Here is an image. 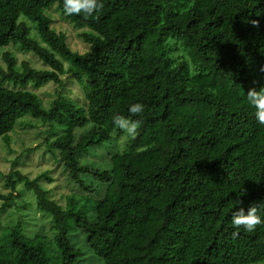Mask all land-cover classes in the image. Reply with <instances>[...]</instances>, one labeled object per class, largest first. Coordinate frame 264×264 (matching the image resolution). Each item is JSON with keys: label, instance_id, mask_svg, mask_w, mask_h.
<instances>
[{"label": "trees", "instance_id": "trees-1", "mask_svg": "<svg viewBox=\"0 0 264 264\" xmlns=\"http://www.w3.org/2000/svg\"><path fill=\"white\" fill-rule=\"evenodd\" d=\"M101 2L85 18L66 16L63 0H0V141L25 151L17 123L40 119L48 127L36 149L46 147L69 190L61 203L42 182L54 180L51 169L31 177L18 168L21 153L0 169L11 188L0 190V214L22 182L53 230L32 236L24 219L0 222V264H84L89 252L102 264L264 261V225L247 233L231 224L253 203L264 215V126L246 99L264 86V0ZM54 13L86 50L73 48ZM71 79L84 103L65 92ZM47 83L59 85L49 104L28 88ZM135 102L145 111L121 152L113 116H129Z\"/></svg>", "mask_w": 264, "mask_h": 264}, {"label": "rangeland", "instance_id": "rangeland-1", "mask_svg": "<svg viewBox=\"0 0 264 264\" xmlns=\"http://www.w3.org/2000/svg\"><path fill=\"white\" fill-rule=\"evenodd\" d=\"M54 16L58 20L55 23V27L58 30H65L67 32L73 48L80 49L81 51L86 50L87 46H85V44L82 43L79 39L77 30L74 29L73 26L68 22L63 21L59 17L58 13H54ZM17 55L20 61H22L23 59H29L36 66H43L41 60L33 56L32 53L17 51ZM66 66H68L67 63ZM28 88L37 92L43 98L44 102L46 104H49V102L53 98H55V93L57 92L59 85L55 83H47L46 85L36 89L30 84L28 85ZM66 91L69 92L74 99H79L83 103L87 100V94L73 79L67 82L65 87V92ZM47 127L48 126L42 124V121L40 119L34 118L30 115L20 119L16 126L15 138L19 142L23 141L25 143V151L8 153V148L5 147L3 141H0V169L2 171H5V173L10 172L12 169L11 160H13L18 153H21V161H24L25 163L21 165V161L18 162V168L25 169L28 173H30L31 177H35L37 174H40L41 172L46 171L48 168H50L52 171L50 173L54 177V180L47 181L46 179H43L42 182L49 188H53V196L56 199L61 201V203H65V195L68 194L69 190L64 185L65 180L63 178L61 166L54 162V159L52 158L49 151H46V147L36 149L37 146L44 143V139H41L39 134L42 129ZM54 130L49 131V135L55 137L57 135V132ZM28 148H32V151L27 152L26 150ZM103 150L108 151V148H103L99 151L103 152ZM94 151L98 152V149H93L89 153H87L84 157V161H87L89 159V161L92 162L94 160L93 156L97 155V153H94ZM45 152H47V154H45ZM6 179L0 176V190L8 193L9 191H11V188L6 186ZM17 187L19 188V190H21V195H19L18 193L19 198L16 199V203H13L9 209L0 214L1 224L16 222L21 218L25 220L22 227L26 234L33 236L37 232H43L45 234L52 235L53 230L51 229L50 217L44 216L39 210H37L36 195L34 194V192L28 190L22 182L18 183ZM16 194L17 193L15 192L14 195ZM2 204L3 200L0 199V207L2 206ZM76 243L78 244V242ZM83 263L102 264V260L89 252L86 254ZM252 264H264V261Z\"/></svg>", "mask_w": 264, "mask_h": 264}, {"label": "clouds", "instance_id": "clouds-1", "mask_svg": "<svg viewBox=\"0 0 264 264\" xmlns=\"http://www.w3.org/2000/svg\"><path fill=\"white\" fill-rule=\"evenodd\" d=\"M103 7L101 0H63V10L66 16L82 14L85 18L92 17L99 13ZM252 25L259 26L258 20L250 21ZM247 103L252 111V116L255 122L264 126V86L259 89L252 87L246 94ZM145 111V106L141 102H135L128 107L129 116L116 114L113 116V124L125 135L118 141V150L123 152L126 148L125 141L129 138L134 139L138 134L140 119L139 117ZM243 201L235 200V205L242 204ZM231 224L235 229H242L244 232L252 233L257 229V226L264 225V215L261 214V209L255 203L250 204L248 210L244 207H239L232 212Z\"/></svg>", "mask_w": 264, "mask_h": 264}]
</instances>
